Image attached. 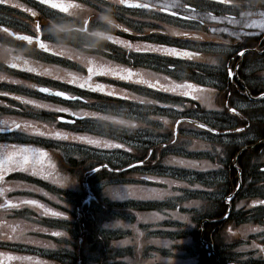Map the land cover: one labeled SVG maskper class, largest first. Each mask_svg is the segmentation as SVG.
<instances>
[{"label":"rangeland","instance_id":"obj_1","mask_svg":"<svg viewBox=\"0 0 264 264\" xmlns=\"http://www.w3.org/2000/svg\"><path fill=\"white\" fill-rule=\"evenodd\" d=\"M8 1H14L15 4L26 3L30 6L32 0ZM70 1L71 2H66L64 4H84L85 9L80 10L77 17H71L68 16V14L63 15L67 17L66 23L79 26L82 18L87 16L90 11H95L99 16L97 18L92 17L89 20L88 27L94 28L95 31L105 32L100 24H107V22L100 20V18L104 15H108L113 23L122 25L119 29L107 32L108 35H111L114 39L127 41L133 45V49H128L124 47L123 44L109 42L108 47L110 54L104 60L95 59L91 57L89 53L81 51L94 61V71L97 69L96 66L99 65H103L104 67L112 66V68L124 66V68H131L133 72H139L144 79L149 80L158 79L157 76H151L149 73H158L160 76V72L164 70L159 69V65L167 69V64L176 66L174 67L175 71H170V69L165 71L169 79H171L172 76L178 81L175 83H181L183 81L197 82V80L203 79L209 80L210 77L206 75L212 68L203 66L200 61L193 60L192 54L198 51L203 52L204 55L199 59L207 61L208 58L211 57L217 64H220L223 56L221 54L210 53V48H212L210 45H222V43H224L223 46L215 49L221 50L222 47L230 42L229 38L241 33L242 25H244L243 21L239 18L231 19L227 17V12L232 13L233 9L220 6L212 0H192L193 3H203L213 6L211 9L193 13L194 16L202 18L199 22L192 20L173 21V17L165 15L160 10H127L122 7V5L119 6V11L113 8L112 12L108 13L104 11V8L111 7V4L104 3L103 0H91V2H87V0ZM147 1L152 4L160 3L161 5L167 2V0ZM101 4L103 5L102 7L97 6ZM17 10V7L11 8L3 5L0 7V17H12L5 15L2 11L16 12ZM48 11L55 12L52 9H48L47 12ZM70 11H72V9H70ZM213 13H215V16H212ZM218 14H224V18L219 17ZM94 20L100 21V24H93ZM9 24L11 23L2 25ZM25 26L27 28H22L21 31L34 35L32 25ZM124 28H129L130 30L125 32L123 30ZM165 28L175 29L180 34L178 35L176 32H168L165 34ZM116 33L128 35L117 36ZM7 38L10 37L8 36ZM78 38L80 37H78L77 34L72 33L70 40ZM25 43L28 42L23 41L21 44ZM59 43H61V40H59ZM164 44H166V46H164ZM33 45H28V48L30 50L34 49ZM144 45L153 47H143V52L135 51L136 46ZM169 45L179 48L182 52L183 50H188L187 52L190 53V55L177 58L176 56H171L155 50L158 46L169 47ZM68 49L76 50L70 43ZM39 51L40 50L34 49L33 52L39 64L54 65V67H52L53 71L50 72L53 81L49 80L50 83L65 87L68 80L76 78L75 83L68 84L72 85V88L74 86L77 87L76 89L83 93L85 97L93 98L95 103L88 104V107L91 109L89 113H97L98 115L96 117L88 116L87 120L80 121L81 123L79 125L85 127V130H78L71 126L65 128L58 126L57 129L61 132L65 130L68 132V135L65 133L59 136L54 134L52 135L51 143L48 141V143H42L40 142L41 140H35L37 144L44 149H48V146L52 148L51 152L53 153L54 166L51 168L50 173L46 174V179H48L50 184L38 186L28 185L26 182H21L20 180H12L7 184V190H18V194H20L18 198L22 197L16 202L15 195L11 196L10 201L12 206L17 207L16 205L26 201L30 197L34 198V201H32L33 206L23 207V210H26V212L20 216H15L14 212L11 211L12 209H6L2 213L3 215H0V260L2 257L6 258L8 261L4 260L3 262H5V264H34L32 258L38 261L37 257L31 256V254L30 257L24 256V251L22 250L24 248H28L32 250V252L37 251L41 253V255L43 254V257L39 259L41 260L39 261L41 264H60L61 261L74 258L75 256L71 254H65L67 250L64 248L68 242L66 233L76 234V231L68 222L70 217L67 215V210L65 209L68 206L74 209L72 206L74 205L76 209L72 212H75L73 215L76 214L79 221L86 219L87 216L92 217L94 212L98 216L101 214L105 216V219H108L97 229L104 236V239L111 238L113 240L112 258L114 259H111L112 263L192 264L190 253L197 242H189L186 240V237L188 234L190 236L195 231V222H199L197 218L201 217L203 213H201V211H210V208L205 209V207H212V205L209 204L204 206V200L210 201L212 198H219L223 195L224 190L221 188L223 187V181L220 180H224L225 177H223L222 169H215L214 183L209 185V181L207 180L210 179L212 172L207 173L205 169L203 173L197 171L199 169L197 168L194 172L190 173L189 171L183 170L185 168H190L186 164H181L182 168L180 169L178 167L180 164H167L164 163V161L173 156L177 159L181 157V159L188 161H204L207 158H212V155H204V150L202 149L194 150L184 148L181 152H165L163 149H159L155 144V132L158 131V125L152 122L150 118L164 115L165 113L154 110L151 104H141L138 100H124L121 97H103L99 92L94 93L89 89L88 91H84L82 90L84 88L81 89L79 87V83L88 77V72L87 69H85L84 72H80L77 68L73 67V64L80 63L79 61H69L65 57L58 56H54L46 61L38 58L41 54ZM2 56L0 51V59ZM30 57L32 56L30 55ZM26 61V64L33 66L32 69L36 68V63L34 61L31 59ZM30 66L26 68H31ZM2 70L4 69L0 68V71ZM40 74L41 72H39V75ZM1 75L0 73V76ZM13 75H18L21 79L17 80L16 86L2 84L5 86L4 89H7L8 96L12 97V99H15L16 96H21L27 100H33L31 99L32 97H37L39 93L34 87H31L35 81L31 79L33 75H31L30 71L26 74H23V72H10L6 73L5 77H8V81L11 82L10 79L14 77ZM100 76L98 72L97 75L91 77L89 82L93 85L97 80L101 82L102 77ZM169 79L165 80L160 78L159 82L160 84H164L166 81V85H169ZM117 84L118 85L115 87L119 89L124 86L127 87V92H129L130 95L137 96V92L145 93V96L137 97L144 98L148 101L160 100L163 104L175 103L180 99H184L193 104L190 100H187L190 97H180L178 94L169 92L164 93V91L149 88L147 85L141 87L142 84L137 83L133 85L132 82L124 80L117 82ZM132 88L133 91L129 90ZM75 106L81 107L79 104H75ZM195 106L196 109H199V106ZM35 116L36 115L32 113L30 114L31 118H36ZM105 117H115L117 120L134 117L137 118L138 123H141L145 128L151 129L152 132L143 131L137 136L133 132L130 133L126 131L124 126L116 124L110 119H105ZM168 118L171 119L172 116H168ZM178 118L177 116L176 119ZM182 128L183 125H180L181 131L178 133L180 137L185 135ZM53 129L54 132L57 131V129ZM78 136H85L100 141H111L116 144L123 143L125 144V148H103L98 145L88 144L86 140L73 139V137ZM195 138L196 137H193V139ZM129 144L134 146L133 151L130 153L127 151ZM89 145L92 147H89ZM93 146L99 147L100 150L94 149ZM149 148H152L153 152L151 156H147L148 160L145 165L151 166L128 167V164H132L137 157L142 158L145 149ZM160 157H163L161 161ZM223 159L218 160L215 157V160L220 161L221 164L224 162ZM210 163L215 162L210 160ZM96 164H109L113 168L125 169L118 172L114 170L103 172L104 179L102 183H100L96 182V178L102 176L100 172H92L89 174V171L92 170L91 168ZM164 170L167 174L161 177L160 174H162ZM181 170L183 174V183L177 184L179 185L178 188L176 183H173L169 189V185L165 182L176 179L175 175ZM55 173H59V175L55 176ZM217 177H219V179H217ZM192 185H200V187H192ZM148 188H156L159 191L168 189L173 195L160 199L157 198L159 192H149L147 191ZM132 190L136 195L135 197L129 195ZM31 193H37L43 197H37ZM79 195H81V199L78 198ZM56 198L65 201V206L63 208L60 203L56 206ZM190 201H198L199 207H197L196 204H190ZM46 202L49 203L50 206H47ZM177 204H181L180 208L182 214L175 211ZM23 205L25 204L22 203L19 206ZM42 206L53 210V213L45 214L43 212L40 213V216L35 214V212L40 211V207ZM56 213H61L62 215H56ZM181 215L186 216L188 219L183 220L182 223L179 222L178 216ZM193 218H196V220ZM130 225H135V228L130 227ZM180 228L183 233V239L177 240V235L180 234ZM59 231L65 234L63 236L56 235ZM8 237H13V239H8ZM13 241L16 242V245H11ZM83 241L84 239H82L76 247L72 244L68 245L69 249L74 250L76 255L74 258L75 263L95 264V257L97 256L85 255L86 248ZM124 241H126V243H124ZM145 242L146 244L142 246ZM149 242L152 244H148ZM101 244L102 241L100 240L96 251L100 250ZM15 253H17V255H14ZM44 254L51 256L50 259H48L49 257H45ZM53 257L56 259H52ZM122 259H124V262H122ZM3 262H0V264H4ZM107 263L108 262H104V264Z\"/></svg>","mask_w":264,"mask_h":264},{"label":"flooded vegetation","instance_id":"obj_2","mask_svg":"<svg viewBox=\"0 0 264 264\" xmlns=\"http://www.w3.org/2000/svg\"><path fill=\"white\" fill-rule=\"evenodd\" d=\"M212 1L225 8L233 9L232 13L227 12V17L231 19L239 18L243 21L244 25H242L241 33L239 35L232 36L231 38L228 37L230 42L222 47L221 50L215 49L223 46L224 43H222V45H210V47L214 48H210V53L221 54L223 56L221 63L225 64L228 68H231L235 75L233 77H228L225 71L215 70L212 68L206 75L210 77V79H203V81H212L213 84L211 86H215L217 84L219 85L216 90L217 95L214 101L217 108H221L222 102L228 99L227 93H231V100L229 101L231 106L243 104L245 107L238 109L240 112L239 116H233L231 113L221 115L214 110H205V113L208 114V120L210 123L228 125L233 128H242L243 131L228 134V138L231 143L227 147V151L223 157L224 159L222 158L224 162H222L223 166L221 170L225 179L220 180L223 181V187H221L222 190H224L223 195L219 198H212L210 201L204 200V206L209 204L212 205V207H205V209L210 208V211H201V213L203 212L201 217L197 218L199 222H195V231L190 236L188 234L186 240L189 242H197L194 248L191 249L190 247L192 264H264V253H260L258 248L245 247L246 245H251L253 241H255L257 245L264 246V231H258L255 233L248 232L245 236H242L239 233L231 235L226 231L229 227H232L233 229H240L244 226H260V228L264 230V205L252 203L254 200H264V100L259 98V93L264 92V55H262V53H264V0H224L223 3H220V0ZM53 2L65 5L64 3L71 1L53 0ZM150 4L152 5V3ZM3 5L15 8L13 6L15 5L14 1H6V3L0 4V7ZM21 5L35 9L38 15L36 17H32L31 13L25 12L24 8L20 7L16 12L2 11L5 15L12 17H0V26L8 28L11 32L16 33L17 37L22 35H32L21 31L22 28H27L25 25L33 26L34 24L39 23L41 25V29H43L44 25H46L51 19V17L47 14V10L51 9L50 5L46 6V11L44 12H41L40 9L32 3V1L30 2V6L26 3H22ZM52 10L62 15L67 14L60 12L59 9ZM91 13H94L91 18H97L99 16V14L95 11H90L89 14ZM218 15L219 17L224 18V14ZM212 16H215V13H213ZM8 23L11 24L2 25ZM71 34L72 33L60 34L61 36L59 37L61 43L67 48L69 47ZM5 35V33L0 31V36ZM34 35H39L40 42L45 46L52 43V40H49L43 31L35 33ZM116 35L122 36L128 34L116 33ZM9 37L10 38L0 39V51L3 55L0 59V68L4 69L0 71L2 74L1 76L5 77V74L10 72H23V74L28 73L29 69H32L33 66H30L25 62H27L26 60L31 59L36 63L35 71H30L31 75H33L31 79L35 81L33 85H35L34 88L39 93L37 94V97H32L31 99L36 101L38 104L43 103L52 105L53 108L34 107L33 105L25 104L21 101L12 99V97L8 95H3V93H7V89H4L5 86L2 84L16 86L17 80L21 79V77L13 75L14 77L10 79L11 82L8 81V77L0 79V102H2L0 103V121H7V124H0V128H7L9 130L0 131V158L3 156H11L13 159H17L16 150L22 146L36 149L40 153L35 160H33L31 153H25L24 155H28L27 162L24 163L23 167L19 164L15 165L14 170L12 171H6L8 165H0V215H3L2 213L6 209H12L11 211L20 213L23 211L24 205L19 207L11 205V196L15 195L16 202L19 201V198H22H18V195H20L18 194V190L9 191L6 189L7 184L12 180H20L21 182H26L28 185H37L39 182L43 181H47V183H49L48 179H46V174H49L51 168L54 166L53 153L51 152L52 148L48 146V149H44L42 146H39L35 140H41L40 142L42 143H51L52 135L56 133H65L68 135V132L65 130H62L61 132L57 129L58 126L61 128L71 126L77 128L78 130H85V127L79 124L81 123L80 121L87 120V117L82 116L81 113H89L91 109L88 107V104L95 103L93 98L85 97L83 93L76 89L77 87L75 86L72 88V85L66 83V86L63 87L50 83L49 80L53 81L50 72L53 71L52 67H54V65L39 64L36 56L31 54L32 57H30L29 54L23 51V47L24 45L30 46L34 44L33 48L40 50L39 52L41 53L38 58L46 61L56 55L40 49L35 43V40L31 44H21L23 40H20L17 37ZM164 46H166V44H164ZM5 49H9L10 52L6 53ZM54 49L53 52L58 50L57 48L55 50ZM241 49H248L249 51L244 56L237 55V52ZM183 52L187 51L183 50ZM17 56L20 57V59H15ZM13 64L17 66L12 67ZM27 66H30L31 68H26ZM121 67L124 68V66ZM174 67L176 66L174 65ZM106 68H112V66H106ZM159 69L164 70L165 67L159 65ZM97 70L98 69H96V71ZM165 71L167 70L160 72V77H167V72ZM170 71L173 70L170 69ZM39 72H41L40 75ZM100 75V77H102L101 82L97 80L94 85H111L112 89L130 95V93L127 92V87L124 86L120 89L115 87L118 85L117 82H120L121 80L103 74ZM169 80L170 82H178L172 76ZM201 82L202 80H197V82L189 83L201 84ZM135 84L137 83H133V85ZM164 85H166V81ZM205 85L209 84L200 86L203 87ZM44 87L62 89V91L64 90V92H66L69 96H78L81 97V99L68 100L59 96L45 95L43 92L39 91L40 88ZM141 87H143V85H141ZM82 90L88 91L86 88ZM129 90L133 91V88ZM40 94L44 96H41ZM100 94H102L103 97H106L105 93ZM145 95V93L137 92V96ZM187 100H190L193 104L199 106L198 102L193 101L191 97ZM75 104H79L81 107H77ZM59 108H67L68 111L60 112L55 110ZM31 113L36 115V118H31ZM73 113H77V115H73ZM14 123L21 125L20 130H13ZM25 123H27V127H24ZM31 126H34L35 129H38V131H33ZM176 127L179 133L181 131L180 126ZM53 128L57 129V131L54 132ZM220 131H224L223 127L220 128ZM40 133L45 134L40 135ZM221 139H223V137H221ZM89 147L92 146L89 145ZM93 148L100 150V148L96 146H93ZM147 156L148 149H145L143 157H137L132 164L142 167L151 166L136 163L137 160H143ZM22 158V156L19 157V159ZM178 158L181 159V157ZM162 159L163 157H160V161ZM205 160L209 163L210 160L215 163H221L220 161L215 160V156ZM196 161L201 162L200 160ZM101 165H108V167L103 168ZM178 167L181 169L182 165L180 164ZM91 169L92 170L89 171V174L92 172H100L102 174L100 178H96V182L102 183L104 179L103 172H108V170L118 172L120 170H124L125 168L118 169L113 168L109 164H96ZM196 169L197 168L190 167L183 170L192 173ZM204 170L205 169L199 168L197 171L204 173ZM206 172H212L210 179L207 180L209 181L208 184L211 185L214 183L215 169H206ZM164 174H167L165 170L162 174H160L161 177ZM175 177L176 179H171L178 182L176 185L183 183L182 170L175 175ZM237 185H239L238 188ZM178 187L179 185H177V188ZM236 190L237 192L232 196V200L225 204L227 196L231 195ZM31 194L37 196V193ZM129 195L133 197L136 196L133 190L130 191ZM78 198L81 199V195H79ZM26 201L32 202L34 201V198L30 197ZM241 201L245 202L244 206L237 209L236 205ZM21 204L22 203L18 205ZM23 204L29 205L32 203ZM180 207L181 204H177L175 211L182 214ZM66 210L73 211L74 209H71L69 206ZM225 213H227V215H225ZM193 219L196 220V218ZM179 222L182 223L183 220L179 219ZM179 230L180 234L177 235V240H182L183 233L181 232V228ZM110 243L113 246L114 243ZM145 244L146 242L143 243L142 246ZM148 244L152 243L149 242ZM112 257H106L101 254V256H97V258L95 257V264H104V262H108L107 264H115V262H111V259H114ZM4 260L8 261L6 258L2 257L0 262H3ZM122 260V262H124V259ZM3 263L5 264V262Z\"/></svg>","mask_w":264,"mask_h":264},{"label":"snow or ice","instance_id":"obj_3","mask_svg":"<svg viewBox=\"0 0 264 264\" xmlns=\"http://www.w3.org/2000/svg\"><path fill=\"white\" fill-rule=\"evenodd\" d=\"M8 2V0H7ZM87 2H91V0H87ZM104 3H110L111 7L104 8L105 12H112V9L115 8L117 11L120 10L119 6L124 5L127 3V0H103ZM224 0H220V3H223ZM6 3V0H0V4ZM32 3L36 5L37 8L40 9L41 12L46 11V6L50 5L51 9H59L62 13H67L68 16L71 17H77L79 15L80 10L85 9L84 4H70V5H63L60 3H55L53 0H32ZM17 8L23 7L25 12L31 13L32 17H36L38 15L37 11L32 8H28L24 5H21L19 3L14 5ZM97 6H103L97 5ZM140 8H151L155 10H164L168 8L175 9V11L172 12V16L174 18L173 21H180V20H192L195 22H199L202 18L199 16H194L193 13L202 12L206 9L213 8L212 5H205L203 3L197 4L193 3L192 0H167V2L163 5L160 3H154L152 5L148 4H140L138 5ZM72 9V11H70ZM47 14L51 17V19L48 21L46 25H44L43 29H41V25L39 23H36L32 26L34 34L40 33L43 31V33L46 35V37L49 40H52L53 37H56L59 39L60 34H66V33H75V34H83L85 31V28L88 25V20L83 21V26L75 25V24H68L66 23L67 17L60 15L58 12H52L48 11ZM102 21H106L107 25H111L113 22L110 19L108 15H104L100 18ZM93 24H100V21L94 20ZM105 24H100L101 27H103ZM125 32H127V29H123ZM0 31L5 33V36H0V39H6L8 36L17 37V34L14 32H11L8 28L0 26ZM168 32H176V34H180L175 29H167L165 28V34ZM20 40L27 41L29 44L33 43L35 40V43L38 45L40 49H42L45 52L51 53L53 55H56V51L53 52V47L51 45L45 46L43 43L40 42V36L39 35H22L17 37ZM87 43L85 44V47H94L96 42L103 39L113 40L114 38L111 35H108L107 32L102 31H94L91 33H87L85 37ZM116 44H123L124 47L128 49H133V45L128 43L127 41H121L119 39H115ZM143 47H153L150 45H144V46H136L135 51L136 52H143ZM55 48H57L58 52H60L63 56H73L74 60L79 61L82 64H87V70H88V77L83 79L82 82L79 83L80 88H86L91 90L92 92H99V93H105L106 97H121L124 100L133 99L138 100L141 104H151L153 106L154 110L161 111L165 113L164 115H158L151 117V121L156 123L158 125V131L155 132L156 140L155 144L158 146L159 149H163L165 152L168 151H174V152H181L184 150V148L191 147L192 149H202L204 150V155H212L215 156L218 160L222 159L225 156V152L227 151L228 145L231 143V141L228 138L229 133H238L242 132V128H233L229 127L228 125H220V124H214L210 123L208 120V114L200 111V109H196L195 107H190V103L185 101L184 99H180L178 102L175 103H161L160 100H152L148 101L144 98L137 97L134 95H129L127 93L118 92L117 90H114L111 88V85L105 86L103 84H95L93 85L89 81L91 80V77L94 75H97L98 72L103 75H111L116 77L119 80L129 81L132 83H139L142 85H147L149 88L169 92V93H175L178 94L180 97H208L210 98L213 95H217V91L214 93L212 89L217 90V87L219 85L211 86V88H204L200 85L209 84L212 85V81H203L201 84H192L187 81H183L181 83H175L170 82L169 85L160 84L158 79L149 80L144 79L139 72H133L131 68H123V67H115V68H106L103 65L96 66L97 71H94V61L89 57L84 55L83 52L68 49L65 45L62 43H58L55 45ZM156 51L165 53L171 56L176 57H186L190 55L188 52H182L178 51L176 48L171 47H163L158 46L155 48ZM249 50L248 49H241L239 52H237V55L244 56ZM5 52H10L9 49H5ZM264 55V53H262ZM15 59H20V57H15ZM199 59V57H197ZM26 63V62H25ZM17 65L13 64L12 67H16ZM207 67L213 68L216 70H223L226 72L228 77H233L235 74L232 71L231 68H228L225 64L220 63L217 64L211 57L207 60ZM167 69H172L175 71L174 65L167 64ZM32 71H35V69H32ZM151 75V74H149ZM154 76V75H151ZM135 78V79H134ZM0 79H5V77L0 76ZM182 79V77H181ZM165 80L167 78L165 77ZM72 83L76 82V78L71 79ZM31 87H35V85H32ZM40 92L43 93H50V89L48 88H40ZM3 95H8V93H3ZM54 95L59 97H64L68 100H80L81 97L78 96H68L65 92L57 91L54 93ZM228 99L224 100L222 102V107H212L209 110H214L215 112L220 113L221 115L225 113H231L233 116H239L240 112L238 109H242L245 106L243 104H239L236 106H231L229 101L231 100V93H227ZM259 98L261 100H264V92L259 93ZM15 99L22 101L25 104L33 105L34 107L39 108H53L52 105L43 104V103H37L34 100H27L24 97L16 96ZM2 103V102H0ZM158 106V108H157ZM10 107V106H9ZM60 112H67V108H59L55 109ZM200 113L197 117L198 123L195 127L192 126V124L189 122V120L186 118L188 116L196 115L197 113ZM73 115H77V113H73ZM82 116L88 117H96L97 113H81ZM168 116L172 117H179V119H174L171 127L169 126L168 122ZM105 119H110L114 123L124 126V129L128 132H133L137 136L143 131H149L152 132L151 129L145 128L141 123L137 122V118L129 117V119H120L117 120L115 117H105ZM0 124H7L6 120L0 121ZM183 125L182 131L185 133L191 132L195 137V142L191 145L185 143L180 139V136L178 135V130L176 126ZM200 125H204L201 127ZM27 127V123H25V126ZM223 127L224 131L221 132L220 128ZM21 125L20 124H13V130H20ZM33 131H38V129H35L34 126H31ZM0 131H9L7 128H0ZM214 134V135H210ZM55 135H61L60 133H56ZM200 137H207L213 141V144L211 146H208L200 141ZM223 137V139H221ZM73 139L78 140H86L88 144H94L98 145L99 147L103 148H125V144L120 143L116 144L111 141H100L96 139H91L85 136H78L73 137ZM133 145L129 144L127 147V151L130 153L133 151ZM138 147V146H135ZM153 152L152 148L148 149V156H151ZM25 153H31L33 160L40 155L38 150L31 149L27 147H20L16 150L17 159H13L11 156H3L0 158V165H8L6 168V171H12L14 170V166L19 164L21 167H23L24 163L28 160V155H24ZM22 156V159H19V157ZM148 160V157H145L143 160H137V164H145ZM164 163L167 164H186L189 167L192 168H202V169H216L220 170L222 169L221 163H209L208 161H187L183 159H177L175 156L170 157L169 159H166ZM136 164H128L129 168L135 167ZM103 168H107L108 165H101ZM219 179V177H217ZM170 183H178L177 181H170ZM192 187H200V185H192ZM239 185H237V188ZM232 200V196L228 195L225 199V204L230 202ZM22 203H32L31 201H23ZM190 204H198V201H190ZM244 201H241L239 204L236 205L237 209H240L244 206ZM253 204H260L264 205V200H254L252 202ZM17 207L19 205H16ZM56 215H62L61 213H56ZM227 215V213H225ZM178 219L186 220V216H178ZM119 223V222H118ZM130 227L135 228V225H130ZM231 235H236L239 233L240 235H246L248 232H258V231H264L260 228V226L255 227H249L244 226L240 229H233L232 227H229L226 230ZM56 235H61V233H56ZM18 238V237H15ZM8 239H13V237H8ZM126 243V241H124ZM245 247H251V248H258L260 253H264V246L257 245L255 241L251 245H246ZM259 254V253H258ZM22 259V258H21Z\"/></svg>","mask_w":264,"mask_h":264},{"label":"clouds","instance_id":"obj_4","mask_svg":"<svg viewBox=\"0 0 264 264\" xmlns=\"http://www.w3.org/2000/svg\"><path fill=\"white\" fill-rule=\"evenodd\" d=\"M92 15H94V13H91V14L85 16L84 18H82L80 20V25L83 26V21L85 19L88 20V22H89V20L91 19ZM121 27H122V25L119 24V23H112L111 25L105 24L103 26V29H104L105 32H112L113 30L119 29ZM124 29H127V31L130 30L129 28H124ZM94 31H95L94 28L86 27L83 34H80V33L77 34V36L80 37V38L75 39V40H70L69 43L72 44L73 48L76 49V50L87 52V53H89V55L91 57H93L95 59L104 60L110 54L109 53L108 43L111 42V43L116 44V40L115 39H113V40L103 39V40H100L98 43H96L94 47H85V44L87 43V41H86V39H83V38L86 37L87 33H91V32H94ZM58 43H59V39H57L56 37H53L52 43L50 45L54 49L55 45H57ZM23 51L26 52L27 54L31 55L34 52V49L30 50L27 45H24ZM203 55H204L203 52H199L198 51V52L192 54V58H193V60H197V61L202 62L203 66H207V61H204V60H201V59H197V57L200 58ZM56 56L65 57L58 51H56ZM65 58L67 60H69V61H76V60H74L73 56H67ZM73 67L77 68L80 72H84L85 69H87V64L76 63V64H73ZM164 70H167V69H164ZM29 71H32V69H29ZM87 72H88V70H87ZM149 74L157 76L158 80L160 78L165 79V77H160L158 73H149ZM166 78L169 79V77H166ZM68 83H72V81L68 80ZM203 87L207 89V88H211V85H205ZM212 91L214 93L216 92L215 89H212ZM215 97H216V95H213L210 98H208V97H193L192 100L198 102L200 111H204V110H209L212 107H216V104L214 102L215 101ZM190 107H195L196 108V106L191 104V103H190ZM198 115H199V112L196 115H192V116L186 117L189 120V122L192 124L193 127H195L197 125V123H198V120H197ZM174 119H176V117H172L171 119L168 118L169 126L172 124ZM200 126L203 127L204 125H200ZM130 133H132V132H130ZM44 134L45 133H40V135H44ZM193 137H195V136L191 132H188V133H185L184 136H181L180 139L182 141H184L185 143L191 145V144H193L195 142V139H196V138L193 139ZM200 141L202 143L208 145V146H211L213 144V141L211 139L207 138V137H200ZM189 148L192 149L191 147H189ZM165 183H167L169 185V189L171 188V185L173 184V183H170V181H166ZM147 191L152 192V193L159 192V195H158L157 198H160V199H163L166 196L173 195V193L170 190H168V189H164L163 191H159L156 188H148ZM196 205H197V207H199V204H196ZM242 236H245V235H242Z\"/></svg>","mask_w":264,"mask_h":264},{"label":"trees","instance_id":"obj_5","mask_svg":"<svg viewBox=\"0 0 264 264\" xmlns=\"http://www.w3.org/2000/svg\"><path fill=\"white\" fill-rule=\"evenodd\" d=\"M58 175H59V173H55V176H58ZM44 184H47V181L39 182L37 185H44ZM44 193H45V191H44ZM37 196L43 197L42 195H38V194H37ZM64 202L65 201L63 199H59V198H56V200H55L56 206H58L60 203V204H62V208L65 206ZM46 205L50 206V204L47 202H46ZM28 206H32V204H29ZM72 206L74 209H76V207L74 205H72ZM67 208H69V206ZM67 208H65V209H67ZM24 212H26V210H24L21 214H24ZM43 212L45 214L46 213H53V210H51L49 208H45L44 206H42V207H40V211L35 212V214L40 216V213H43ZM66 213L70 217L68 219V222L72 225L73 229L76 231V234L66 233V235L68 237V242L64 247L67 250V253H65V254H67V255L71 254L72 256L76 257L74 250L69 249L68 245L72 244L74 247H76L79 244V242L82 239H84L83 244L86 248V254L85 255H90L93 257H94V255L95 256H101V254H103L106 257H112L113 256L112 255V247L113 246L110 243V242L113 243V240L111 238L110 239H104V236L97 229L99 226H101L103 224V222L108 220V219H105L104 215L100 214L98 216L94 212L92 214V217L87 216L86 219L79 221L78 216H76V214L73 215V213H75V212L67 210ZM76 213H77V211H76ZM21 214H17V216H20ZM73 216H75L77 218H75ZM106 217H108V216H106ZM59 233H60V231H59ZM64 234L65 233H61V235H59V236H63ZM77 236H78V238H77ZM100 240L102 241V244L100 246V250L96 251L97 245L100 242ZM0 248H1V246H0ZM14 250H16V249H14ZM22 250L24 251L23 255L26 257H30V254L33 257H37V259H41L43 257V254L41 255V253H39L37 251L32 252V250H30L28 248L27 249L24 248ZM14 255H17V253H15ZM44 256L49 257L48 259H50V257H51L48 254H44ZM74 258L61 261L60 264H77V263H75ZM32 259L34 261L33 262L34 264H41V262H39L41 260L36 261L34 258H32ZM52 259H56V258L53 257Z\"/></svg>","mask_w":264,"mask_h":264},{"label":"water","instance_id":"obj_6","mask_svg":"<svg viewBox=\"0 0 264 264\" xmlns=\"http://www.w3.org/2000/svg\"><path fill=\"white\" fill-rule=\"evenodd\" d=\"M140 4H148V3H144V2H140V1H135V0H129V1H127V3L124 4V5L127 6V7H132V8H140V7H138V5H140ZM148 5H149V4H148ZM164 11H166V12H168V13H170V14H172V12H173V11H171V10H167V9H164ZM44 88H47V87H44ZM48 89L51 90L50 93H44V94H46V95H51V96H56V95H54V93L57 92V91H62V90H53V89H51V88H48ZM62 92H64V91H62ZM65 93H66V92H65ZM66 95H68V94L66 93ZM68 96H69V95H68ZM61 98H64V97H61ZM64 99H66V98H64ZM237 190H238V189H237ZM237 190H236L234 193H232L231 196L235 195V193L237 192Z\"/></svg>","mask_w":264,"mask_h":264}]
</instances>
